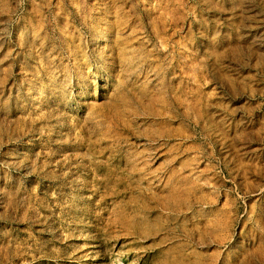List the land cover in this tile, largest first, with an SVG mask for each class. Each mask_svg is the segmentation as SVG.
<instances>
[{"label": "rangeland", "instance_id": "374dc122", "mask_svg": "<svg viewBox=\"0 0 264 264\" xmlns=\"http://www.w3.org/2000/svg\"><path fill=\"white\" fill-rule=\"evenodd\" d=\"M0 264H264V0H0Z\"/></svg>", "mask_w": 264, "mask_h": 264}]
</instances>
